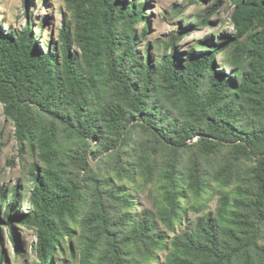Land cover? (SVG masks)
<instances>
[{
  "label": "trees",
  "instance_id": "1",
  "mask_svg": "<svg viewBox=\"0 0 264 264\" xmlns=\"http://www.w3.org/2000/svg\"><path fill=\"white\" fill-rule=\"evenodd\" d=\"M63 2L58 47L29 20L0 27V104L33 161L28 209L0 189L14 253L20 225L33 264H264V0H234L232 35L183 53L177 33L160 57L138 49L143 0Z\"/></svg>",
  "mask_w": 264,
  "mask_h": 264
},
{
  "label": "rangeland",
  "instance_id": "2",
  "mask_svg": "<svg viewBox=\"0 0 264 264\" xmlns=\"http://www.w3.org/2000/svg\"><path fill=\"white\" fill-rule=\"evenodd\" d=\"M130 1V0H129ZM148 29L142 46L149 45L150 54L160 57L165 44L176 36L182 34L181 39L175 43V47L183 53H187L198 46L216 43L221 38L230 36L234 30L230 23V16L234 9V0H143ZM62 14L70 17L63 0H0V27L3 31L9 29H21L26 20L38 33L36 46L45 52L44 45L59 46V30L61 28ZM207 17V23L202 24ZM141 27V26H140ZM219 61L221 57L218 55ZM33 161L26 155V149L19 150L14 138V128L10 121L3 115V107L0 104V189H10L18 185L19 191L25 195L29 189L27 182L28 170ZM138 211L142 208H151L148 191L140 192L137 199ZM213 211L215 203L210 206ZM196 217L190 214L192 221ZM18 235L19 251L14 253L7 240V231L0 224L2 248L5 251L9 264H33L34 256L32 246L35 241L34 232L15 226ZM2 264V263H0Z\"/></svg>",
  "mask_w": 264,
  "mask_h": 264
}]
</instances>
